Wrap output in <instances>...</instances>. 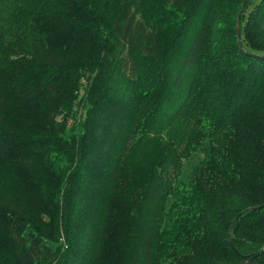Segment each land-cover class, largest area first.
I'll return each instance as SVG.
<instances>
[{"label":"trees","instance_id":"16d2710c","mask_svg":"<svg viewBox=\"0 0 264 264\" xmlns=\"http://www.w3.org/2000/svg\"><path fill=\"white\" fill-rule=\"evenodd\" d=\"M214 2L0 0V264H264V0L225 62ZM84 71L88 109L67 133L56 115Z\"/></svg>","mask_w":264,"mask_h":264},{"label":"rangeland","instance_id":"374dc122","mask_svg":"<svg viewBox=\"0 0 264 264\" xmlns=\"http://www.w3.org/2000/svg\"><path fill=\"white\" fill-rule=\"evenodd\" d=\"M240 0H231L230 3H228L226 0H215L214 6L211 10V19L209 21L208 27H207V33L211 40H208L217 50L215 51L217 54H222L227 56L228 58H218L220 62H225L230 59L233 54H235L236 50H233L236 45L234 43L235 38V30H236V24H237V18L239 15V32H240V26L247 23L250 28L256 27L255 25L258 23L257 17L253 16L250 17L251 12L254 11L255 2H252L246 8H244L242 15L240 17V11L243 3L239 2ZM239 3V4H238ZM238 5V6H237ZM241 5V7H240ZM240 7V8H239ZM178 8V7H176ZM163 9V8H161ZM181 10V8H178ZM168 17H164L161 15V13L157 14V19L164 23L165 20L170 21V18L176 15V12L173 7L168 6L166 10ZM239 12V14H238ZM178 13V12H177ZM165 19V20H164ZM171 21H174L173 19ZM237 33V32H236ZM243 30L241 28L240 32V38L237 41L240 43L244 39ZM170 32L165 33L161 31V28L159 31H157V34H155L157 41L160 43H164V40L169 37ZM171 35V34H170ZM243 42V41H242ZM91 73L84 71L80 78L77 81V86L73 92L74 99L72 104L70 105V109L68 113H66L67 109L60 110L59 113H57L56 118L60 120V123H63L64 121V130L67 133H78L80 132L79 122L84 119L87 109H88V80L91 79ZM264 82V81H263ZM202 151H197L193 156L186 158L183 160V176L178 177L175 180L174 183V191L172 190L166 195L165 198V210H166V217H164L162 221V226L165 228H168L172 222V220L176 217L178 213V209L181 207L180 202L184 199H186L187 195L190 193V189L192 186L191 183V171L192 167L198 162L199 159H201ZM66 165V163H64ZM147 169L142 171L138 174L137 182L142 181L146 178ZM142 183L140 182L139 185L135 186V189L139 186H141ZM134 186V185H133ZM119 190H118V200L122 199L125 200V198L121 195V192L124 193L127 196L128 191H130V187L128 186L126 181H122L119 184ZM135 189H132L133 192H135ZM183 198V199H181ZM190 204L185 205V202L182 205V209H188L190 208ZM181 209V210H182ZM167 230V229H166ZM246 242L241 244V248H244L246 246Z\"/></svg>","mask_w":264,"mask_h":264},{"label":"water","instance_id":"95a60500","mask_svg":"<svg viewBox=\"0 0 264 264\" xmlns=\"http://www.w3.org/2000/svg\"><path fill=\"white\" fill-rule=\"evenodd\" d=\"M238 14H239V12H238ZM238 21H239V15H238V18H237V24H236V32H237V36H238V40H239V38H240V32H239V24H238ZM263 204H264V203H263ZM263 204L255 205V206H251V207H249V208H251V209H257V208H259L260 206H262ZM233 220H234V219H233ZM233 220H232L231 223H230L229 230L232 229Z\"/></svg>","mask_w":264,"mask_h":264}]
</instances>
